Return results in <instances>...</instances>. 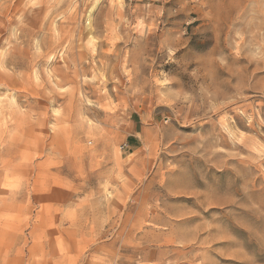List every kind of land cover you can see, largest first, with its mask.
Returning a JSON list of instances; mask_svg holds the SVG:
<instances>
[{
	"label": "clouds",
	"instance_id": "clouds-1",
	"mask_svg": "<svg viewBox=\"0 0 264 264\" xmlns=\"http://www.w3.org/2000/svg\"><path fill=\"white\" fill-rule=\"evenodd\" d=\"M0 264H264V0H0Z\"/></svg>",
	"mask_w": 264,
	"mask_h": 264
}]
</instances>
